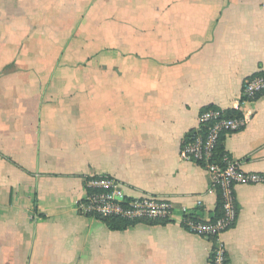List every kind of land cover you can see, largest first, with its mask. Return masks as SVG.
Returning <instances> with one entry per match:
<instances>
[{
    "label": "crops",
    "instance_id": "0c3cea01",
    "mask_svg": "<svg viewBox=\"0 0 264 264\" xmlns=\"http://www.w3.org/2000/svg\"><path fill=\"white\" fill-rule=\"evenodd\" d=\"M117 3L98 22L97 0H0V264H211L184 211L211 219L219 196L180 157L205 109L239 108L225 153L264 177V95L242 102L264 73V0ZM98 176L167 200L172 217L112 230L82 216ZM235 198L229 264H264V182Z\"/></svg>",
    "mask_w": 264,
    "mask_h": 264
},
{
    "label": "built area",
    "instance_id": "2783aa9c",
    "mask_svg": "<svg viewBox=\"0 0 264 264\" xmlns=\"http://www.w3.org/2000/svg\"><path fill=\"white\" fill-rule=\"evenodd\" d=\"M264 95V73L248 78L243 86L242 102H252ZM239 112V108L236 109ZM247 119L226 118L214 109L204 110L198 127L189 132L183 141L180 157L206 170L210 176V191L218 193L223 208V216L213 222L211 219L194 218L184 211L183 226L191 233L207 238L211 245L210 263L229 264L221 236L229 231L238 216L235 188L241 184H260L264 177L245 173L240 164L225 155L218 161V147L221 138L238 132L246 125ZM1 156V154H0ZM79 213L95 220L119 219L129 223L144 221L168 222L173 214L170 202L147 196L128 199L118 182L108 176H98L86 181V197L79 204Z\"/></svg>",
    "mask_w": 264,
    "mask_h": 264
},
{
    "label": "trees",
    "instance_id": "16d2710c",
    "mask_svg": "<svg viewBox=\"0 0 264 264\" xmlns=\"http://www.w3.org/2000/svg\"><path fill=\"white\" fill-rule=\"evenodd\" d=\"M205 110H209V109H205ZM223 115L226 118H231V117H241V113L236 111V110H230L228 112L223 113ZM226 137L223 136L221 138L220 141V145L218 147V161L221 162V160L223 159V157L226 155L225 153V149H224V143H225ZM223 216V208H222V204L219 200L218 205H217V209L214 213V215L212 216L211 220L213 222L217 221L218 219H220ZM102 222H104L105 224H107V226L112 229V230H124L126 229L128 226L132 225L133 223H129L127 221L124 220H119V219H102Z\"/></svg>",
    "mask_w": 264,
    "mask_h": 264
},
{
    "label": "rangeland",
    "instance_id": "374dc122",
    "mask_svg": "<svg viewBox=\"0 0 264 264\" xmlns=\"http://www.w3.org/2000/svg\"><path fill=\"white\" fill-rule=\"evenodd\" d=\"M118 1L119 0H97V3H98V6H97V8H98V10H97V15H98L97 16V20H98V22H101L103 20L102 12H103V8H104L105 5L107 6L108 10L109 9H110V11L114 10L113 14L115 15V10H117V7H118L117 6L118 3L116 4V2H118ZM86 16H87V14H86ZM79 30H80V34L85 33L86 35H88L90 32L92 33V31H94V21L91 22L90 24H88L87 19H86V21H82L81 22V26L79 27ZM98 33H99V30H98V27H97L96 35H99ZM92 34H94V33H92ZM86 43H88V42H86ZM82 65H83V63H82Z\"/></svg>",
    "mask_w": 264,
    "mask_h": 264
}]
</instances>
